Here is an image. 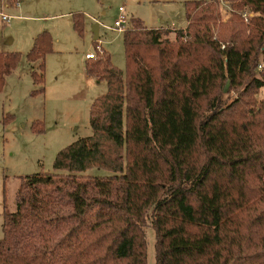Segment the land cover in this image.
Instances as JSON below:
<instances>
[{"label": "trees", "instance_id": "trees-1", "mask_svg": "<svg viewBox=\"0 0 264 264\" xmlns=\"http://www.w3.org/2000/svg\"><path fill=\"white\" fill-rule=\"evenodd\" d=\"M231 8L222 19L219 0H187L178 28L135 18L124 69L107 51L86 58L107 83L92 131L57 151L66 172L21 177L0 264H148L147 223L155 264H264V0ZM51 44L43 30L26 52L39 60L31 94L44 92ZM20 57L0 50V90ZM91 166L110 173H82Z\"/></svg>", "mask_w": 264, "mask_h": 264}, {"label": "rangeland", "instance_id": "rangeland-1", "mask_svg": "<svg viewBox=\"0 0 264 264\" xmlns=\"http://www.w3.org/2000/svg\"><path fill=\"white\" fill-rule=\"evenodd\" d=\"M187 0H19L10 3L13 17L8 25L0 23V50L19 51L20 60L5 77L0 90V237L3 236V211L15 209V194L21 177L35 172H66L53 168L57 151L73 140L89 135V107L104 93L106 80L85 72V52L107 51L112 63L124 69L122 31L113 29L119 7L126 12L127 27L136 17L147 26L182 27L186 23ZM222 19L231 14V0H220ZM234 10H237L233 8ZM82 14L80 30L74 27V15ZM135 16L133 18H130ZM98 23L99 38L94 41L93 23ZM47 30L51 50L44 57V92L31 94L38 85L31 70L39 60L29 61L26 52L34 37ZM100 48L97 52V48ZM14 49V50H12ZM264 97V87L257 93ZM83 174L104 175V168L91 166ZM148 264H155V232L145 225Z\"/></svg>", "mask_w": 264, "mask_h": 264}, {"label": "built area", "instance_id": "built-area-1", "mask_svg": "<svg viewBox=\"0 0 264 264\" xmlns=\"http://www.w3.org/2000/svg\"><path fill=\"white\" fill-rule=\"evenodd\" d=\"M220 1V0H219ZM8 1L7 0H0V17L5 20L6 22L9 21V18L12 16L11 14H8L3 10L6 6H8ZM18 2H16L17 4ZM229 10H231V5L228 6ZM119 16L117 19H115L114 24L111 26L113 29L117 30H124L126 27L124 26V22L126 21V12L122 6L119 7ZM241 16L243 17L244 21H248L251 16L256 14L253 10H251L248 6L244 7L240 11ZM100 49V48H99ZM95 56V52L93 51H88L85 53L86 58H91ZM261 66V64H260Z\"/></svg>", "mask_w": 264, "mask_h": 264}, {"label": "crops", "instance_id": "crops-1", "mask_svg": "<svg viewBox=\"0 0 264 264\" xmlns=\"http://www.w3.org/2000/svg\"><path fill=\"white\" fill-rule=\"evenodd\" d=\"M14 4H16V3H14ZM19 5V2L17 3V5L16 6H18ZM10 6V2L8 3V6H6L5 8H3V10L5 11V12H7L8 14H11L12 16L9 18V21L8 22H6L5 20H3L1 17H0V23H2L3 25L5 24V25H8L9 24V22H10V19L13 17V14H15V13H11L10 12V10L11 9H13L14 7H16V6H14V7H9ZM1 7V6H0ZM125 10V9H124ZM120 13V12H119ZM133 17H135V16H132V17H130V18H133ZM136 18H138V19H140V20H142L140 17H136ZM127 18H126V21L125 22H127ZM143 21V20H142ZM144 22V21H143ZM145 24H146V22H144ZM124 25H126L125 23H124ZM147 25V24H146ZM185 25H186V23L184 24V26H182V27H185ZM173 27V26H172ZM120 31V30H119ZM122 31V30H121ZM91 32H92V37H93V31H92V28H91ZM99 38V30H98V36H97V38L95 39L94 37H93V40H97L98 41V43H100L99 41H100V39H98ZM0 49H2V48H0ZM4 50H7V49H4ZM12 50H14V49H12ZM86 53V52H85ZM84 58H86L85 57V54H84Z\"/></svg>", "mask_w": 264, "mask_h": 264}, {"label": "water", "instance_id": "water-1", "mask_svg": "<svg viewBox=\"0 0 264 264\" xmlns=\"http://www.w3.org/2000/svg\"><path fill=\"white\" fill-rule=\"evenodd\" d=\"M92 31H93V37L96 39L98 36V23H93L92 26Z\"/></svg>", "mask_w": 264, "mask_h": 264}]
</instances>
